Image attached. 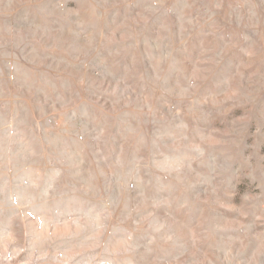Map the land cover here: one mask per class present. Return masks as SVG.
I'll list each match as a JSON object with an SVG mask.
<instances>
[{
	"label": "rangeland",
	"instance_id": "374dc122",
	"mask_svg": "<svg viewBox=\"0 0 264 264\" xmlns=\"http://www.w3.org/2000/svg\"><path fill=\"white\" fill-rule=\"evenodd\" d=\"M0 264H264V0H0Z\"/></svg>",
	"mask_w": 264,
	"mask_h": 264
}]
</instances>
